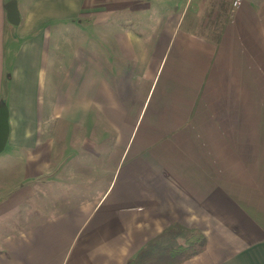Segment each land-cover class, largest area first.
<instances>
[{
    "label": "crops",
    "instance_id": "obj_1",
    "mask_svg": "<svg viewBox=\"0 0 264 264\" xmlns=\"http://www.w3.org/2000/svg\"><path fill=\"white\" fill-rule=\"evenodd\" d=\"M103 1L0 0V223L59 170L41 132L52 113L93 132L83 171L101 173L74 207L0 233V264H125L172 224L206 239L184 264H264V0L230 1L199 25L208 35ZM48 68L61 93L49 116Z\"/></svg>",
    "mask_w": 264,
    "mask_h": 264
},
{
    "label": "rangeland",
    "instance_id": "obj_2",
    "mask_svg": "<svg viewBox=\"0 0 264 264\" xmlns=\"http://www.w3.org/2000/svg\"><path fill=\"white\" fill-rule=\"evenodd\" d=\"M230 1L232 0H104L102 4L117 5L118 7H124L127 4L131 5L136 11L143 9V15L135 11L130 20L147 19L148 26H150L152 21L163 15L164 19L171 24L176 21H181L180 28L188 27L208 35L214 34L216 30H210L209 28L201 30L199 29V25L205 24L211 26L214 20L225 16ZM84 33L86 38H91V26L86 27ZM57 56L60 57L61 55L57 54ZM56 62V69L58 70L60 61L58 60ZM59 85L60 77H55L51 69L48 68L46 87L43 91V96L46 98L43 111L47 110V97L52 90L50 98H52L53 104L57 100L56 98L60 96ZM48 113L49 111L47 110V116L50 115ZM52 115L49 116L52 119L42 125L41 132L42 134H49L54 139V151L56 150V152L54 153L53 166L59 170L47 174V179L44 177L41 180V188H38L37 194L21 206L18 214L0 223V233L2 234L7 230L11 232L17 228L24 229L25 227L36 224L45 216L74 207V202L81 200V196H77V191L79 189L86 190L84 187L87 188L93 182V177L100 178L101 173H93L92 171L90 173H84L83 171V166L85 165L82 157L84 149L81 144L84 139L88 137L92 138L93 132L81 131V134L77 138L75 130L70 129L65 123L55 119ZM99 135L96 134L95 138L98 139ZM109 156V152H107L100 164L108 163ZM62 164L64 166L69 164L72 167L71 169L68 168V173L62 172ZM10 175L12 174L6 173L4 175L6 178L0 175V188H2V184H9L8 181L11 180L7 179ZM45 179L47 181L46 183ZM65 192L66 194H64Z\"/></svg>",
    "mask_w": 264,
    "mask_h": 264
},
{
    "label": "trees",
    "instance_id": "obj_3",
    "mask_svg": "<svg viewBox=\"0 0 264 264\" xmlns=\"http://www.w3.org/2000/svg\"><path fill=\"white\" fill-rule=\"evenodd\" d=\"M206 239L198 230L172 224L150 239L125 264H184L205 250Z\"/></svg>",
    "mask_w": 264,
    "mask_h": 264
},
{
    "label": "water",
    "instance_id": "obj_4",
    "mask_svg": "<svg viewBox=\"0 0 264 264\" xmlns=\"http://www.w3.org/2000/svg\"><path fill=\"white\" fill-rule=\"evenodd\" d=\"M6 19L12 24L16 25L19 20L18 10L14 1L5 5ZM8 134L7 111L5 107H0V152L3 150Z\"/></svg>",
    "mask_w": 264,
    "mask_h": 264
},
{
    "label": "built area",
    "instance_id": "obj_5",
    "mask_svg": "<svg viewBox=\"0 0 264 264\" xmlns=\"http://www.w3.org/2000/svg\"><path fill=\"white\" fill-rule=\"evenodd\" d=\"M238 4H239V0H234V1L232 2V6H233V7H236Z\"/></svg>",
    "mask_w": 264,
    "mask_h": 264
}]
</instances>
